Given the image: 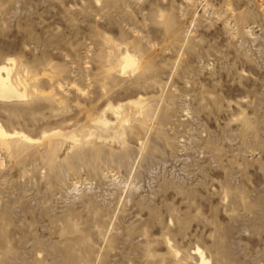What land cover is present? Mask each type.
<instances>
[{
	"label": "rangeland",
	"instance_id": "rangeland-1",
	"mask_svg": "<svg viewBox=\"0 0 264 264\" xmlns=\"http://www.w3.org/2000/svg\"><path fill=\"white\" fill-rule=\"evenodd\" d=\"M8 60L0 264H264V0H0Z\"/></svg>",
	"mask_w": 264,
	"mask_h": 264
},
{
	"label": "bare ground",
	"instance_id": "bare-ground-1",
	"mask_svg": "<svg viewBox=\"0 0 264 264\" xmlns=\"http://www.w3.org/2000/svg\"><path fill=\"white\" fill-rule=\"evenodd\" d=\"M14 66V61L8 60L6 64L0 66V100H14V99H23L25 98V94L23 92H19L18 88L14 86V83L11 79V73ZM121 67L120 73L123 76H128L129 74H133L137 70L136 61L127 53H124L121 56ZM140 69V68H139ZM17 135H7L3 131H0V139L11 138ZM23 141L27 143L33 142V140L29 139L25 136H18ZM195 255L199 259V264H210L209 261L205 258L204 253L199 249H195Z\"/></svg>",
	"mask_w": 264,
	"mask_h": 264
}]
</instances>
